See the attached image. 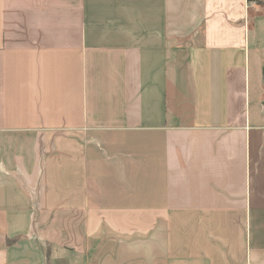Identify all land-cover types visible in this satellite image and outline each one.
<instances>
[{"label": "crops", "instance_id": "0c3cea01", "mask_svg": "<svg viewBox=\"0 0 264 264\" xmlns=\"http://www.w3.org/2000/svg\"><path fill=\"white\" fill-rule=\"evenodd\" d=\"M263 67L264 0H0V264H264Z\"/></svg>", "mask_w": 264, "mask_h": 264}, {"label": "water", "instance_id": "95a60500", "mask_svg": "<svg viewBox=\"0 0 264 264\" xmlns=\"http://www.w3.org/2000/svg\"><path fill=\"white\" fill-rule=\"evenodd\" d=\"M262 81H264V67L261 69Z\"/></svg>", "mask_w": 264, "mask_h": 264}, {"label": "trees", "instance_id": "16d2710c", "mask_svg": "<svg viewBox=\"0 0 264 264\" xmlns=\"http://www.w3.org/2000/svg\"><path fill=\"white\" fill-rule=\"evenodd\" d=\"M9 243H10V241H9Z\"/></svg>", "mask_w": 264, "mask_h": 264}]
</instances>
